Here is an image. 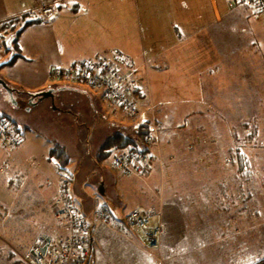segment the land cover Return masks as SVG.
Here are the masks:
<instances>
[{"label":"crops","instance_id":"1","mask_svg":"<svg viewBox=\"0 0 264 264\" xmlns=\"http://www.w3.org/2000/svg\"><path fill=\"white\" fill-rule=\"evenodd\" d=\"M46 4L54 5V13L44 15L40 12L41 6ZM25 13H29L31 18L41 17L42 21L48 23L32 26L37 23L34 22L22 30L18 46L25 57L20 56L9 62L14 53L19 51L18 48H12L5 49L0 58V70L3 72L0 73V77L14 89L35 94L44 90L41 87L48 81L47 73H50L53 66H68L104 53L110 57L127 59L130 64L138 67L141 79L144 77L141 68L145 67L143 63L146 57L155 60L173 59L181 66L183 64L190 66V71L203 81L209 79V90L202 87V104L198 106L203 108L208 106L210 110L211 105L213 110L216 109V114L211 117L207 115L209 111L206 109H194L190 115L197 116L193 121L200 123L199 126L204 121V115L212 122H218L219 126L221 122H226V115L231 114L227 103L234 106L243 105V96L247 100L245 104L254 108L250 111L255 112L256 108L257 112L260 103L259 93L264 97L260 87L261 85L264 89V18H261L262 14L254 17L253 9L248 6L237 5L231 8L227 0H14L12 5H4V1L0 0V25L11 18H20ZM34 27L42 28L38 35L31 37L26 35ZM43 28L51 30L47 43H44ZM4 38L0 31V40L3 41ZM191 44L194 46L193 52L190 50ZM202 46L207 47V50H201ZM197 51H202L203 56H197L199 53L195 55ZM27 56L37 60L38 65L36 64L34 71L38 78L33 86L37 90H29L22 86L25 82L22 81L21 70L25 68L16 67L28 61ZM166 64L171 65L168 61ZM228 64L231 67L228 68ZM156 65H159L158 62ZM14 68L15 76L11 74ZM148 72L149 68L146 73ZM65 87L84 91L73 84L61 85V88ZM146 95L147 89L143 88L142 96ZM162 128L163 126L160 129L161 145L163 144V151L170 154H163L165 158L163 157L162 162L154 163L155 165L145 173L154 181L152 186L148 185L151 197L155 198L153 202L155 206L150 209L161 211L162 220V216L164 218L162 209L166 203L174 209L181 199L187 198L189 217L190 211L194 213V218L200 217L198 212L204 211L219 213L221 217L226 218V211L232 209V206L224 202L232 201L233 198L226 186L220 185L222 189L219 193H222V197L217 199L210 194L208 197H202L204 190L200 191V197H195L196 192H190V183L201 186L208 180L204 178L203 183H199L197 179L203 176V167L190 166L191 155L202 153L198 149L203 148L204 143L201 144L202 141L199 139L204 137L203 134L206 132L200 135L197 132L195 137L190 135L192 142L189 144V139L184 134L180 141H175V144L169 147L163 141L165 136ZM261 137H264V131H261L259 138ZM211 138L214 140L217 137L212 134ZM4 148L0 144V232L6 235L10 233L7 223L11 221V228L14 230L11 231L13 232L11 235L18 233L21 220L27 217L29 220L26 222L34 226L33 234L50 235L52 230H48V224L51 222L49 208L52 196L58 189L60 177L57 167L53 163L43 161L40 156L36 158L29 155L22 145L17 149L7 150L10 157L6 156L7 154L3 156ZM170 155L175 158L171 162L168 159ZM22 160H25L24 164ZM164 166L170 167L171 170L168 184L163 181ZM155 167H159L161 171V180H158V173L154 172ZM224 176H227V173L224 172ZM259 179L263 181L264 174L255 169L250 179L251 193H244V190L239 188L234 190L233 196L236 199L257 197L259 189L255 183ZM142 181L147 184V181ZM233 183L235 187L240 186L236 178ZM190 194L193 196L191 200L193 207L190 206ZM36 200L42 207L41 210L44 209V213L35 217ZM241 201L243 202V199ZM239 206L241 211L243 206ZM112 216L120 223L121 231L125 230L131 237L133 230H138L133 227L131 229L123 220L124 217L118 218L113 212ZM153 217L152 223L157 221V217L159 220L158 215ZM39 219L47 221L46 230L35 229ZM55 227L56 225L53 227V235L51 234L54 238L64 231L65 227L67 229L65 226L61 227V231H56ZM32 239L33 236H30L25 240L26 247Z\"/></svg>","mask_w":264,"mask_h":264},{"label":"rangeland","instance_id":"2","mask_svg":"<svg viewBox=\"0 0 264 264\" xmlns=\"http://www.w3.org/2000/svg\"><path fill=\"white\" fill-rule=\"evenodd\" d=\"M3 1L4 5H12L14 0ZM19 7L21 8V6ZM261 18H264V14L261 15ZM46 23L48 22H37L32 26ZM41 29V27L31 28L26 35L36 36ZM43 30L45 31L44 43H47L51 30L47 28H43ZM1 34L3 37L7 35L5 32H1ZM4 40H0L3 45L0 58L6 49ZM193 48L194 46L191 44V52H193ZM200 49L206 51L207 47L202 46ZM197 53L199 54L197 55ZM195 55L203 56L202 51L195 52ZM26 58L29 60L16 66L25 68L21 70L22 81L25 82L22 86L29 90H37L33 87L38 78L34 71L37 60L32 56ZM120 59L124 60L125 58ZM167 61L171 65L168 66ZM127 62L130 63L128 60ZM157 62L159 65H156ZM143 64L145 67L141 69L144 77L141 79L139 74L138 78L141 86L145 90L147 89V95L136 94L139 105L146 111L141 116L133 117L103 98L101 88L99 90L92 88L88 83L75 81L72 78H54L51 71L55 66L52 67L50 73H47L48 81L41 88L47 90L48 87H53L54 90L51 93L54 97L55 89H61V85L65 84H73L84 90H70L71 95L67 97L69 101L67 104L50 96H44L40 100L37 95L33 97L31 103L27 104L19 101L17 97L12 100L5 89L9 85L13 91L12 85L0 77L7 84H0V111L19 121L17 122L18 129L13 128V133L19 139L18 146L22 145L29 155L36 158L40 156L43 161L53 163L60 173L59 181L65 174L71 175V191L78 207L89 222L90 234L93 238L92 255L87 264H255L262 261L264 259V180L260 181L261 178L255 183L256 188L259 189L257 197H252L249 200H244L243 197L240 199L234 197L232 201L224 202L226 205L232 206V209L226 211V218L221 217L219 213L204 211L198 212L200 214L198 218H194V213L190 211L189 217L187 198L181 199L174 209L166 203L162 209L164 212L162 220L165 222L167 230L161 237V246L158 250L147 247L142 232L141 234L138 230H133L134 233L131 237L130 233H125V230L121 231L119 222L111 219L103 222L97 218L96 210L103 203H107L118 218L125 217L137 208L147 210L155 206L153 203L155 198L151 197L148 186H152L154 181L149 174L141 175L138 174L139 172L127 174L121 171L113 165L112 154L99 161L96 159L100 146L112 133L120 130L136 138L137 142H142L137 138L138 125L142 121L148 120L149 122V119L157 118L163 122L162 129L165 136L163 141L169 147L174 145L175 141H180L184 134L189 139L188 144L190 135L195 137L197 132L199 135L203 132H206L205 134L210 132L216 137L218 134L226 135L224 130H220V133L214 131L218 125H213L207 116L213 117L216 114V109L213 110L211 105L210 110L208 106L204 108L198 106L202 104V87L209 90V79L206 78L203 81L193 71H190V66H184V64L181 66L173 59L155 60L146 57ZM227 67L229 68L231 65L228 64ZM15 68L11 70L13 76H15ZM148 68L149 72L146 73ZM0 73H3L2 70ZM66 90L61 93L64 97L68 93ZM246 101L243 96L244 104ZM148 107L150 110H147ZM115 108H118V111H114ZM194 109L209 111L207 115H204L201 126L197 121H193L197 119V116L190 115ZM221 124L227 129L225 122H221ZM202 138L200 137V139ZM51 140L64 144L71 154V162L66 168H61L57 157L53 158H56L58 162H53L52 158H49ZM0 144L5 146L1 138ZM162 145L160 143L163 151ZM18 146L15 148L5 147L3 156L5 157L7 150L17 149ZM199 146L202 145L199 143ZM259 146L253 152L255 157L252 159V166L257 167L254 168V171L257 169L258 172L264 174L263 144L261 143ZM219 149L222 152V146ZM6 156L10 157L8 154ZM193 156L191 155V158ZM163 157L165 158L164 155ZM201 157L203 159V156ZM25 160H22V164ZM216 162L220 163V160L216 159ZM170 171V167L164 166L162 172L165 184L170 181ZM154 172L158 173V180H161L162 174L160 175L159 167H155ZM142 180L147 181V184ZM102 186L103 193L100 192ZM251 187L248 185V189ZM202 195V197H208V194L204 192ZM189 198L191 206L193 197L189 196ZM239 205L243 206L241 211ZM50 206L51 216L49 219L51 222L48 224V230H52L51 235L55 225L56 231H61V227L64 228L65 224L57 220L53 202L50 203ZM199 207L200 205L197 208ZM41 208L36 200L34 204L35 217L44 213V209L41 210ZM26 218L23 217L18 227V233L13 235H11L14 232L11 228V221L7 219V228L10 233L6 235L0 232V264H25L20 257L22 253L30 249L35 241L45 238L49 242H55L67 232L65 227L64 231L62 230L56 238L52 237L53 234L51 236L33 234L34 226L32 227L30 222H26L29 220ZM152 222H154V217ZM46 223V220L39 219L35 229L46 230ZM58 225L60 228L57 227ZM130 228L132 229V227ZM11 231L13 232L11 233ZM30 236H33V239L26 247L25 240Z\"/></svg>","mask_w":264,"mask_h":264},{"label":"built area","instance_id":"3","mask_svg":"<svg viewBox=\"0 0 264 264\" xmlns=\"http://www.w3.org/2000/svg\"><path fill=\"white\" fill-rule=\"evenodd\" d=\"M234 8L245 5L253 9V16L264 13V0H227ZM44 15L54 13V5L41 6ZM3 45L0 43V52ZM54 78H72L75 81L88 83L92 88L102 89V96L109 103L123 109L130 117L141 116L146 109L139 105L137 94L142 96L138 78V67L127 60L116 59L107 54H100L93 59L76 61L69 66H55L51 74ZM115 108L114 111H118ZM149 110V108L147 109ZM161 119L151 118L148 122V134L141 147H116L112 153L113 165L121 171L130 174L139 172L145 174L156 162H162L163 154L160 147ZM0 138L4 147L15 148L19 139L13 133L9 118L0 111ZM173 159V155H170ZM53 162H58L52 158ZM71 175L65 174L59 181L58 189L52 196L53 209L57 220L67 226L66 234L58 241L49 242L42 238L35 241L30 249L22 253L20 259L25 264H87L92 255L93 238L90 234L89 222L78 207L71 191ZM154 215L159 216L156 223L151 222ZM161 211L134 209L128 216L127 223L143 233L148 247L158 250L161 237L166 232V225L161 220ZM96 216L106 222L112 216L111 210L105 204L99 205Z\"/></svg>","mask_w":264,"mask_h":264},{"label":"trees","instance_id":"4","mask_svg":"<svg viewBox=\"0 0 264 264\" xmlns=\"http://www.w3.org/2000/svg\"><path fill=\"white\" fill-rule=\"evenodd\" d=\"M30 16L31 15L29 13H25L20 18H11L10 20L3 22L2 25H0L2 28L0 31L5 32L8 35L4 36L6 49L10 50L12 48H18L19 50L18 52L14 53L9 62L14 61L20 56L25 57V55L21 53V49L18 46V38L22 30L28 24L42 21L41 17L31 18ZM35 95L36 94H34V96ZM258 99L260 103L257 112L256 108L255 112L250 111L254 108H250L248 105L244 104V102L242 103L244 106H234L227 103V107L231 113L226 115L227 121L225 123L227 129L225 128V126L223 127L222 124L219 126L218 122H213V125L217 124L219 126H217V129H215L214 131H218L217 133H220V130H224L226 133L225 136L218 134L217 138L213 140V138H211L212 134H210V132H207V134L203 132V135H205L206 137L204 136V139L202 138L199 140L202 141L201 144L204 143V146L203 148L198 149L202 153L192 154L194 156L193 158L190 157V166L193 168H197V166L203 167V176H201L200 179H197L199 183H203L202 181H204V178H208V180L206 184H203L201 186H199L198 184L194 185L190 183V192H196L195 197H200V191L203 190L206 194H210L211 197H216V199L217 197H222V193H219V191H221L222 189L220 185L226 186L228 190H230V193H232L231 197L233 198V193L235 189L241 188L244 190V193H251L252 190L248 189V185H250L251 174H253L255 168L252 166V159L255 157L253 155V152L258 147H260L259 145H261V143L264 147V137L259 138L261 131H264V97L261 93H259ZM4 115L9 118L10 123L12 124V130L13 128L18 129V121L12 118L11 116L7 115L6 113H4ZM137 130V138H139L142 142H137L136 138H134L133 136L131 137L125 132L117 130L104 140L96 154V159L99 161L105 157H108L113 153V150L116 147H141L142 145L140 143H143L146 134H148V120L142 121L138 125ZM51 141L52 146L50 148L49 158L51 159L53 157H57L59 159L61 168H66L71 162V154L69 153L67 147L64 144L54 140ZM130 144H132V146H129ZM220 146H222V152L219 149ZM201 156H203V159ZM168 159H170L171 162L175 158ZM216 159H219L220 163L216 162ZM228 168L232 169L230 170ZM224 172L227 173V176H224ZM191 173L192 172H190V174ZM221 177L223 179H221ZM234 178L238 179V183L240 185L239 187H235L233 183ZM190 197L193 196L190 194ZM251 198L252 197H243L244 200H249ZM105 205L108 206L107 204ZM108 207L110 208V206ZM110 210L112 213L111 208ZM129 214H127L123 218V220L128 221ZM110 219L114 220L113 216H111ZM255 264H264V259Z\"/></svg>","mask_w":264,"mask_h":264},{"label":"flooded vegetation","instance_id":"5","mask_svg":"<svg viewBox=\"0 0 264 264\" xmlns=\"http://www.w3.org/2000/svg\"><path fill=\"white\" fill-rule=\"evenodd\" d=\"M66 89H58L56 88L55 89V97L54 98H58L60 100V102H62L63 104H67L69 103L68 101V96L71 95V92H69L70 90L74 91V90H78L76 88H67L65 87ZM6 89V88H5ZM64 90L68 91V93L65 95V97L61 94ZM6 91L8 92V94L10 95L11 99L13 100L15 97H17L19 99V101H22L23 103H31L32 102V99L33 97H36L34 96V94L28 92V91H25V90H22V89H18V88H13V91L12 90H7ZM54 100V99H53ZM40 102V101H39Z\"/></svg>","mask_w":264,"mask_h":264},{"label":"water","instance_id":"6","mask_svg":"<svg viewBox=\"0 0 264 264\" xmlns=\"http://www.w3.org/2000/svg\"><path fill=\"white\" fill-rule=\"evenodd\" d=\"M0 84H1V85H7L3 79H0ZM6 89H7V90H11V89L9 88L8 85L6 86ZM53 90H54V88H53V87H50V88L47 89V90L40 91V92L36 93V95L39 97L40 100H42V98H43L44 96H45V97L50 96V97L54 98L53 93H51ZM100 192H101V193L104 192V188H103V186L100 188Z\"/></svg>","mask_w":264,"mask_h":264},{"label":"bare ground","instance_id":"7","mask_svg":"<svg viewBox=\"0 0 264 264\" xmlns=\"http://www.w3.org/2000/svg\"><path fill=\"white\" fill-rule=\"evenodd\" d=\"M236 52H237V50H236ZM238 53V52H237ZM260 87H261V89H262V91L264 92V89L262 88V86L260 85Z\"/></svg>","mask_w":264,"mask_h":264}]
</instances>
